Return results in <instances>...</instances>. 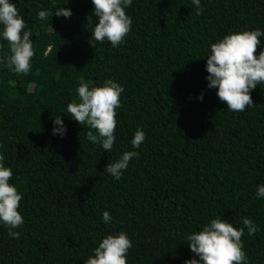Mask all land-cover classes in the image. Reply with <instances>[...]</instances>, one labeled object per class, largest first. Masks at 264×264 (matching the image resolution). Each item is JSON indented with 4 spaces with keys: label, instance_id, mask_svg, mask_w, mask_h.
Returning a JSON list of instances; mask_svg holds the SVG:
<instances>
[{
    "label": "trees",
    "instance_id": "trees-1",
    "mask_svg": "<svg viewBox=\"0 0 264 264\" xmlns=\"http://www.w3.org/2000/svg\"><path fill=\"white\" fill-rule=\"evenodd\" d=\"M11 2L35 54L27 75L15 73L0 40V154L24 218L19 239L0 224V264H85L105 236L120 232L133 242L128 264H185L194 257L187 235L216 218L241 228L245 217L260 231L245 229L243 251L249 264H264V199L256 197L264 184V84L251 92L252 107L232 112L205 79L213 43L264 30V0H201L200 15L192 0H133L125 9L131 31L116 48L90 43L91 0ZM58 7L72 16L52 17ZM41 10L50 12L43 21ZM260 39L254 55L264 50ZM81 78L124 88L111 152L67 111L79 102ZM57 116L63 138L52 135ZM137 129L146 140L117 181L105 168L133 150Z\"/></svg>",
    "mask_w": 264,
    "mask_h": 264
},
{
    "label": "clouds",
    "instance_id": "clouds-1",
    "mask_svg": "<svg viewBox=\"0 0 264 264\" xmlns=\"http://www.w3.org/2000/svg\"><path fill=\"white\" fill-rule=\"evenodd\" d=\"M67 0H65V3ZM94 5L93 16L96 22L91 30L90 43L110 42L113 48L125 42L131 31L132 18L126 15L125 9L130 7L133 0H91ZM195 14L202 11L201 0H192ZM49 11L41 10L38 18L45 20ZM68 19L72 16L70 9L58 7L54 9L52 17ZM26 21L11 0H0V40L10 46L11 55L6 66L15 73L27 75L31 69V60L34 56L32 33L25 30ZM261 37L264 30L257 28L254 31L234 32L213 43L207 55L205 70L207 87L216 89V95L221 102L227 104V111L243 112L253 106L251 92L258 84H264V50L259 55L258 46H261ZM79 102L67 105L71 118L80 125L87 124L98 132V137L89 133L93 142H98L105 152L113 150L117 136L114 134L117 126V109L121 107L120 97L124 88L117 82L105 81L103 86L97 87L83 78L76 89ZM203 101V93L198 97ZM52 135L61 138L66 135L67 128L63 116L53 120ZM146 134L137 129L131 140V151L124 152L120 158L108 164L105 170L115 180H120L128 169L129 163L138 158L136 149L145 142ZM5 157L0 154V224L8 227V235L12 239H19L21 233L15 231L24 224V218L19 211L22 194L17 187L10 183L13 171L5 166ZM256 197L264 199V184L258 185ZM113 217L110 212L104 211L102 221L111 223ZM243 227L236 228L232 223L221 218L211 219L203 225L200 231H194L185 237L186 244L194 257L186 260L185 264H249L246 253L243 251L242 237L245 229L249 236H254L260 229L251 218L242 220ZM133 247V242L126 232L105 236L89 256L85 264H128L127 256Z\"/></svg>",
    "mask_w": 264,
    "mask_h": 264
}]
</instances>
